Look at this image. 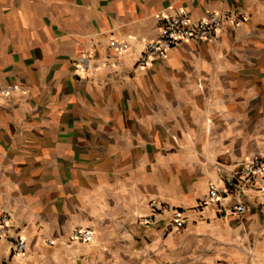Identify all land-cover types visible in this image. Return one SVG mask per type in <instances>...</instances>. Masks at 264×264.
<instances>
[{
	"label": "crops",
	"instance_id": "obj_1",
	"mask_svg": "<svg viewBox=\"0 0 264 264\" xmlns=\"http://www.w3.org/2000/svg\"><path fill=\"white\" fill-rule=\"evenodd\" d=\"M178 7L245 19L136 66ZM0 85V214L27 243L0 264H264V191L233 178L264 150V0H0Z\"/></svg>",
	"mask_w": 264,
	"mask_h": 264
},
{
	"label": "built area",
	"instance_id": "obj_2",
	"mask_svg": "<svg viewBox=\"0 0 264 264\" xmlns=\"http://www.w3.org/2000/svg\"><path fill=\"white\" fill-rule=\"evenodd\" d=\"M245 19V14L237 10H227L225 12L209 11L206 17L194 19L190 12L184 7H178L175 11L157 16L159 32L157 36L146 44L140 57L136 61V66H145L151 62L163 59L167 56L170 49L180 45L186 40L203 41L215 38L224 27L228 20L241 21ZM111 47L115 50H125L128 46L125 42L112 40ZM77 66L84 69L97 68L99 65L91 54L81 55L77 61ZM117 61L106 59L102 61V66H115ZM16 89L14 86L0 85V100L8 97ZM235 176L233 178L241 181L240 189L246 192L249 187H256L264 191V150L251 158L243 159L236 164ZM247 188V189H245ZM225 188L218 183L211 182L209 185L208 200H218L222 197ZM154 208L156 202H151ZM247 210V204L244 201L237 203L232 209V213L241 215ZM145 222L150 223L153 216H145ZM176 227H182L184 218L179 211H175V217L172 219ZM13 230L12 233L10 231ZM94 235L91 228L76 227L72 236L76 240L89 241ZM0 237H10L11 248L18 254L26 251L27 243L25 236L21 233L19 227L11 224V213L4 210L0 214Z\"/></svg>",
	"mask_w": 264,
	"mask_h": 264
},
{
	"label": "rangeland",
	"instance_id": "obj_3",
	"mask_svg": "<svg viewBox=\"0 0 264 264\" xmlns=\"http://www.w3.org/2000/svg\"><path fill=\"white\" fill-rule=\"evenodd\" d=\"M151 202H154V201H151ZM151 202H150V207L152 208V210H153V212H157V210H158V206H157V202H156V206L153 208L152 206H151ZM175 211H179L180 213H181V211L180 210H178V209H173V218L175 217ZM172 218V219H173ZM172 219H171V221L168 223V225L167 226H169L170 224H173L175 227H176V225H175V223L174 222H172ZM185 222V221H184ZM183 226H184V224H183ZM182 226V227H183ZM177 228H181V227H177Z\"/></svg>",
	"mask_w": 264,
	"mask_h": 264
}]
</instances>
